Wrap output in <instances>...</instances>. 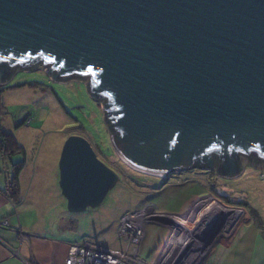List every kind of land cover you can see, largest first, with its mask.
Listing matches in <instances>:
<instances>
[{
  "label": "water",
  "instance_id": "obj_1",
  "mask_svg": "<svg viewBox=\"0 0 264 264\" xmlns=\"http://www.w3.org/2000/svg\"><path fill=\"white\" fill-rule=\"evenodd\" d=\"M36 68L84 81L138 171L264 168V0H0V78ZM58 166L71 212L119 180L79 135Z\"/></svg>",
  "mask_w": 264,
  "mask_h": 264
},
{
  "label": "rangeland",
  "instance_id": "obj_2",
  "mask_svg": "<svg viewBox=\"0 0 264 264\" xmlns=\"http://www.w3.org/2000/svg\"><path fill=\"white\" fill-rule=\"evenodd\" d=\"M0 109L1 130L12 134L20 147L10 153L0 152V189L6 190L5 177L13 174L14 164L22 162L19 196L24 199L23 209L30 211L23 221L37 230H46L54 226L58 216H66L73 221L70 225L75 226L62 233L64 242L79 244L88 238L98 245L121 248L123 242L115 229L124 213L150 202L166 213L184 214L193 210L191 203L181 211L180 204L192 194L198 196L195 198L211 195L226 208H242L246 217L254 209L264 223V168L246 164L235 177L221 176L214 168L198 167L164 176L138 171L124 163L115 151L102 102L90 95L82 80L54 81L43 68L17 70L6 83L0 84ZM70 135L85 137L97 157L119 176L100 205L80 212L68 210L59 185L60 153ZM218 217L217 225L226 221L227 216ZM194 218L191 215L187 220L191 223ZM239 223L226 239H211L203 262L212 263L207 257L213 248L219 241L230 240ZM166 232V227L156 223L145 226L139 246L143 261L154 260L160 246L153 253Z\"/></svg>",
  "mask_w": 264,
  "mask_h": 264
},
{
  "label": "crops",
  "instance_id": "obj_3",
  "mask_svg": "<svg viewBox=\"0 0 264 264\" xmlns=\"http://www.w3.org/2000/svg\"><path fill=\"white\" fill-rule=\"evenodd\" d=\"M175 172L177 171L170 174ZM6 178L7 176L4 179L3 187L6 186ZM0 187H2L1 184ZM195 197L198 196L192 194L184 199L180 204V211L187 208L190 203L196 202L197 198ZM22 198L20 199L19 196L18 200L13 202L8 194L0 189V221L6 222L0 224V264H64L69 243L62 241V233L69 231L72 220L60 215L56 218L53 227L37 230L33 225H28L23 221V216H26L30 211L27 208L23 209L24 199ZM227 208L226 219L229 217L228 215L234 214L231 208ZM248 216L246 217V211L242 210L239 218L245 219L244 223L237 227L230 240L225 243L219 242L213 248L207 257L208 262L214 264H264L263 218L260 213L257 220H254L251 214ZM227 226L220 234L227 230ZM220 234L219 237L222 236ZM163 239L162 236L153 255Z\"/></svg>",
  "mask_w": 264,
  "mask_h": 264
},
{
  "label": "built area",
  "instance_id": "obj_4",
  "mask_svg": "<svg viewBox=\"0 0 264 264\" xmlns=\"http://www.w3.org/2000/svg\"><path fill=\"white\" fill-rule=\"evenodd\" d=\"M230 208L238 212V215L231 216L227 230L222 235L223 237L218 236V239H226L233 226L241 221L239 214L244 209L232 206ZM168 214L176 213L161 211L150 202L136 210L127 211L118 220L115 229L117 238L123 242L121 248L105 247L84 238L79 244H69L64 264H212L203 262L205 252L210 250L208 246L212 240L209 239L204 243L196 236L198 234L200 238L205 237L202 231L203 225L193 221L190 227L185 225L176 227L168 221ZM3 223L6 222L0 221V224ZM148 223L166 227L167 232L154 260L145 262L139 256V246L144 238L145 226ZM193 235L195 236L193 237ZM214 237L213 239H215ZM180 241H184V244L178 248V251L182 252V256L178 259L174 256L175 252L171 251V247Z\"/></svg>",
  "mask_w": 264,
  "mask_h": 264
},
{
  "label": "bare ground",
  "instance_id": "obj_5",
  "mask_svg": "<svg viewBox=\"0 0 264 264\" xmlns=\"http://www.w3.org/2000/svg\"><path fill=\"white\" fill-rule=\"evenodd\" d=\"M161 176H164V175H161ZM190 206L189 207L193 210L192 211L191 210L185 211L184 214H168V221L172 225H176V227H184V225L186 227H190V225H192L193 223H189L188 220H190V219L187 220V217H190L191 215H193L195 217L194 218L195 222H198L200 225H203L202 231L204 232L203 234L205 235V237L200 238V237H198V234L196 236H197L198 240H201L204 243H206L207 240H209V239H213V236H215L214 238L219 236L221 230H223L224 229L223 227H226V225L229 224L230 218L233 215V214L228 215L229 217L226 219V221H223V222L221 221L220 222L221 224L219 223L217 225V217L218 216L221 217V215L224 216L228 210H227L225 205L218 202L211 195H207L204 197L200 196V198H197L196 202H194L193 205L191 203ZM233 213H234V210H233ZM211 218H213V219L215 218V222L212 223L208 228L207 226H208L209 222H211L210 221ZM178 221H180V222H178ZM220 228H221V230H220ZM194 236L195 235H193V237ZM183 244H184V241H180L171 247V251L175 252L174 256L177 257L178 259L182 256V252L180 250L178 251V248H179V246L182 247Z\"/></svg>",
  "mask_w": 264,
  "mask_h": 264
},
{
  "label": "trees",
  "instance_id": "obj_6",
  "mask_svg": "<svg viewBox=\"0 0 264 264\" xmlns=\"http://www.w3.org/2000/svg\"><path fill=\"white\" fill-rule=\"evenodd\" d=\"M11 73H12V70L8 72L6 77L0 78V83H4V81L10 77ZM73 75H77V74L72 73L67 76H73ZM19 148L20 147L17 146L16 141L13 138L12 134L2 131L0 127V152L10 153L13 150H17ZM13 167H14L13 174L10 177L6 178V188H5L6 190H4V192L8 194L9 198L13 202H15L18 200L19 195H20L18 175L23 168L22 162L14 164ZM241 204H244V202H241ZM250 214L252 215L254 220H257L258 213L254 209L250 210ZM74 226L75 225H70V228Z\"/></svg>",
  "mask_w": 264,
  "mask_h": 264
}]
</instances>
